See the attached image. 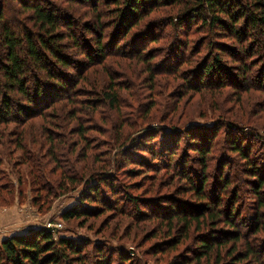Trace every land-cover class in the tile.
Listing matches in <instances>:
<instances>
[{"label":"rangeland","instance_id":"rangeland-1","mask_svg":"<svg viewBox=\"0 0 264 264\" xmlns=\"http://www.w3.org/2000/svg\"><path fill=\"white\" fill-rule=\"evenodd\" d=\"M44 2L59 15L62 13L68 20L71 18V28L69 24H62L59 31L66 36L76 35L80 47L75 46L71 37L64 39L66 55L76 62L65 68L54 65L53 71L60 78L66 73L74 78L64 90L53 87L57 102L49 103L45 113L41 111L44 115H36L26 123L7 121V118L0 121V241L13 234L47 228L45 225L50 220L58 226L63 224L59 235L134 247L148 264H167L176 255L189 253L188 249L194 248L198 235H209L212 231L210 218H205L199 227L191 229L189 237H184L185 230L179 224L171 227L170 222L165 223L166 220L157 214L144 220L134 215L135 208L126 204V200L129 197L140 200L142 209H145V203H151L156 211L161 210L167 197L182 200L188 208L210 206V200L202 201L203 194L193 191L183 179L184 173H178L176 167L154 168L156 163L152 162L149 153L143 154L145 166L124 163L121 151L123 148L134 151L145 143L152 128L156 132L173 128L182 133L192 125L204 124L205 127V124L215 123V126H222L229 121L264 139V57L253 60L244 79L239 74V64L234 63V55L230 53L240 49L238 40L214 29L199 16L181 29L180 24L175 23L184 14L178 13L188 11L171 1L166 6L151 9L136 22V26L126 31L115 12L114 1L99 0L97 4L93 0ZM120 3L122 9L126 7L125 1ZM15 5L18 10L11 13L14 14L11 27L21 33L23 24L20 21L28 19L29 13L20 12L22 9L17 2ZM145 8L142 13L148 12ZM205 14L209 15L208 12ZM176 15L179 17L175 18ZM27 23L36 30L31 20ZM147 28L150 35L153 32L154 35L150 37L143 33ZM97 39H102L105 45V56L100 53L89 60L84 52L88 45L95 49ZM184 50L185 56L177 59ZM21 51L24 54V49ZM214 56L221 58L227 73H222L221 77L215 72L213 76L205 75L202 87V83L196 82L197 74ZM240 59L245 60L243 55ZM44 73L37 69L35 74L43 78ZM260 78L262 82H259ZM46 85L54 84L50 80ZM111 92L116 94L115 103L107 96ZM223 136L222 128L209 155L212 163L207 170L209 180L204 193L210 197L221 161L225 156L230 157L233 160L231 175L238 180L229 192H238L239 206L243 215H247L255 211L254 197L246 190L245 177L238 171L245 163L236 154L228 152ZM263 144L264 140L262 147L254 145L255 155L264 154ZM157 148L161 150L160 146ZM195 155L182 140L173 162L177 164L190 159L188 166L202 173V167L192 161ZM110 175H115L111 182L117 193L114 195L102 181L103 192L98 197L121 201L119 207L125 210L124 213L106 210L99 202H90L96 207L93 215L82 220L63 219V212L77 203L78 195L88 188L86 180L102 177L111 180ZM69 176L75 177L77 182H70ZM65 177L68 178L66 182ZM227 203V199L224 200L225 206ZM237 224L242 225L239 221ZM252 224L250 220L249 225ZM253 228H248L247 237L251 242L263 245L264 230L256 235ZM216 229L229 228L219 223ZM170 239L178 240L176 248H171L173 243L164 245ZM155 248L160 249L153 250Z\"/></svg>","mask_w":264,"mask_h":264},{"label":"trees","instance_id":"trees-1","mask_svg":"<svg viewBox=\"0 0 264 264\" xmlns=\"http://www.w3.org/2000/svg\"><path fill=\"white\" fill-rule=\"evenodd\" d=\"M44 1L0 0V121L7 118V121L22 120L26 123L27 119H31L36 115H44L43 113L47 110L48 104L57 102L52 91H55L58 87L64 90L67 88V84L70 85V81H73V75L68 76V73H66L65 77L60 78L53 71L55 69L54 65L65 68L76 62L66 55L63 44L66 37H71L75 46L80 47L78 37L73 33L66 36L59 31L62 24H69L68 27L71 28L73 22L71 18L68 20L62 13L59 15L56 9L47 6L49 3ZM93 1H96V4L99 3V0ZM111 1L116 4L114 9L117 15L120 16L123 31L136 26V22L154 8L158 9L159 6H166L170 1L173 4L181 5L185 11H188L178 13L179 15L184 14L175 23H179L181 29L185 27L184 24L188 21L191 23L195 17L199 16L206 23L211 24L214 29H219L225 32L227 36L238 40L241 46L240 49L238 48L237 53H230L232 56L234 55V63L239 64L238 68L241 70L239 74L244 79L248 76L253 60L264 57V0ZM121 1L126 2V7L123 9L120 7ZM16 2L22 9L20 12L29 13L27 15L28 19L20 21L23 24L21 33L16 32V29L11 27L14 18V14L11 13H14V9H17ZM145 7L148 8V12L142 13V10L146 9ZM205 12H208L209 15L206 16ZM176 16L175 18L179 17ZM29 20L34 23L33 26L36 30L28 25ZM128 32H126L125 37H127ZM143 33L150 37L154 35V32L150 35L148 28ZM135 41L133 42V48L136 47ZM96 42L95 49H91L88 45L86 52H84L89 60L95 59L100 53L105 56V45H103L102 39H97ZM23 49L24 54H21ZM185 53L184 50L177 59L183 58ZM242 55L245 59L243 61L240 59ZM221 61L220 57L214 56L209 63L200 68L196 82L202 83V87H204L203 77L205 75L213 76L215 72L217 77L223 76L225 69L222 67ZM78 63L84 64L80 61ZM37 69L40 73L45 72L43 78H41V75L35 74ZM227 75L229 77V74ZM50 80L54 85L47 86L46 83H49ZM260 81L263 80L260 78ZM107 96L115 103L116 94L113 95L111 92ZM203 126L204 124L201 126L192 125L182 133L174 131L173 128H163V132H156L152 128L151 133L147 134L146 139H144L145 143L135 148L134 151L123 148L121 153L122 156L124 155V163L145 166L146 161L143 154L149 153L152 155V162L156 163L154 168L163 165L164 168L168 169H175L174 167H176L178 173H184L183 179L189 183L190 188L198 194H203L201 195L202 201L206 198L210 200V206L188 208V204H184L182 200H177L174 197H167V200L160 206V211H156L151 203H145V209H142L139 206L141 204L140 200L132 197L126 200L128 203L123 202V204L133 205V208H135L134 215L143 218V220L154 218V214H157L166 220H164L165 223L170 222L171 227L174 224H179L185 230L184 237H189L192 228L199 227L202 222H205V218L206 220L210 218V224L212 225L210 234L198 235L194 248L188 249L189 253L176 255L167 264H255V262L256 264H264V244L251 242L247 237V231L250 227H254L255 232L253 234L256 235L264 230V159H262L264 154L258 156L253 153L254 145L257 144L262 147L264 139L257 133L245 131L244 127L235 122L229 121L222 126H215V123ZM222 128L224 132L223 144L228 152L236 154L245 163L238 168V171L245 177L246 190L254 197L252 205L255 211H251L247 215H243V209L239 206L238 192L234 191L232 194L229 192V188L238 180V177L231 175L230 167L233 160L230 157L225 156L224 160L221 161L219 173L214 178L213 188L210 190V197L204 193L209 180L207 170L209 164L211 168L212 163L209 155L211 156L213 152L214 142ZM182 140H184L189 150L195 152L196 155L192 158V161L202 167V173H198L194 168L188 166L190 159L174 164L173 160ZM156 146H160L161 150L155 149ZM139 169L142 170L141 167ZM132 172H135V170H132ZM191 172H193V175ZM114 176H109L111 180L106 177L86 180L85 183L88 188L78 195L77 203L63 212V219L66 221L82 220V218L93 215L96 207H92L90 202H99L105 206L106 210L111 209L118 212L120 210L121 213H124L125 210L119 207L121 201L117 199L107 200L102 197L99 199V195H102L103 192L100 186L101 182H106L107 187L113 191L114 186L111 181L115 179ZM69 178L73 184L77 182L75 177L69 176ZM198 183L199 185H197ZM125 190L127 189L125 188ZM112 193L115 195L117 192L113 191ZM226 199L228 203L225 206L224 200ZM249 219L253 221L251 226L249 225ZM237 221L242 224V227L238 226ZM219 223L225 224L229 229H216ZM84 225L81 224V226ZM243 228L247 230L243 231ZM177 242V239H170L164 245L173 243L171 248H176ZM158 249L160 248L153 250ZM0 264L148 263L143 256L136 253L134 247L113 246L109 242L100 244V242H93L90 239L78 238L73 235H59L58 238H54L51 229L41 228L26 233L13 234L2 239L0 241Z\"/></svg>","mask_w":264,"mask_h":264},{"label":"built area","instance_id":"built-area-1","mask_svg":"<svg viewBox=\"0 0 264 264\" xmlns=\"http://www.w3.org/2000/svg\"><path fill=\"white\" fill-rule=\"evenodd\" d=\"M48 229H51V231L53 232L54 238H58L60 230L63 228V224L55 225V223L53 221H48L46 223V225Z\"/></svg>","mask_w":264,"mask_h":264}]
</instances>
